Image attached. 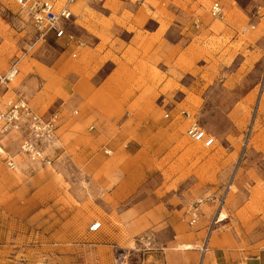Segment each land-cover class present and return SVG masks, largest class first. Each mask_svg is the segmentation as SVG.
<instances>
[{
	"label": "rangeland",
	"instance_id": "1",
	"mask_svg": "<svg viewBox=\"0 0 264 264\" xmlns=\"http://www.w3.org/2000/svg\"><path fill=\"white\" fill-rule=\"evenodd\" d=\"M99 1L80 4L87 9ZM215 1L223 6V21L209 15ZM125 2L132 6L191 7L190 12L202 24L195 31L202 34L191 43V39L180 42L183 47L190 43L189 50L181 55L197 60L190 77L183 78L181 85L183 90V86L189 88L188 101L192 105H178L172 111L174 105L165 100L160 106L157 118L165 128L174 126L173 141H165L163 156L149 158L147 164L143 158L130 163L121 148L103 149L107 154L103 151L102 157L98 153L77 156L75 150L79 147L67 141L63 142L66 153L54 157L51 165L34 162L19 149L21 135L4 133L15 143V149L8 146L7 155H0V264H141L148 252L154 253L171 238L167 230L157 229L161 224L154 217L147 218V206L141 205L145 199L164 197V193L187 203L186 224L202 231L198 263L209 253V242L222 221L231 223L226 228L228 233L233 227L232 235H224L222 241L247 252L240 264L250 262L258 253L264 254V0ZM225 23L238 30L236 42L207 35L208 31L223 29ZM249 24L257 25L256 29L241 33L240 28ZM60 49V40L38 39L33 25L12 0H0V73L17 63L19 73L10 87L23 91L33 107L31 88L43 91L50 87L48 76L57 73L53 66ZM236 70L240 73L237 81L227 80V75ZM173 87H180L179 82L168 79L160 92L165 94ZM50 104H43L39 112H45ZM181 110L193 115L215 137L213 147L205 148L186 136L189 120L179 114ZM142 144L148 145L145 141ZM100 163L110 171L101 175L95 170ZM129 177L132 195L125 204H115L113 188ZM244 200L248 202L242 208ZM125 208L133 210L131 220L135 226L131 231L125 230L119 220L118 214ZM244 209L254 216L252 221L242 215ZM220 213L226 218L217 221ZM192 218L196 220L190 224ZM150 219L154 222L151 225ZM92 221L101 223L95 233L88 230ZM113 229H119V234ZM97 246L111 247L109 261L107 255L91 253Z\"/></svg>",
	"mask_w": 264,
	"mask_h": 264
},
{
	"label": "crops",
	"instance_id": "2",
	"mask_svg": "<svg viewBox=\"0 0 264 264\" xmlns=\"http://www.w3.org/2000/svg\"><path fill=\"white\" fill-rule=\"evenodd\" d=\"M112 1L100 0L87 9L79 1L73 3L69 6L71 18L63 22L64 36H47L51 42L60 40L61 49L53 66V71L57 73L48 76L50 87L47 90L31 88V100L37 109L26 100L38 113H41L38 109L43 104L51 101L52 106L48 105L41 114L46 117L55 114L58 118L54 139L44 149L50 160L49 165L54 157L59 158L66 153L63 146L65 141L72 147H79L75 148L77 156L92 157L98 153L102 157L104 150L121 148L125 156L131 159L130 163L132 159L143 158L147 164V159L163 156L165 141H173L171 135L174 126L165 128L157 118L160 106L165 100L174 105L172 111H176L178 105H192L188 101L189 88L183 86L185 91L181 88L182 81L190 77V71L197 64L195 57L182 56L181 52L188 51L193 38L202 34L199 30L195 31L194 23L199 21L190 12L191 7L132 6L125 0ZM144 1L137 3L143 4ZM12 3L17 6L14 0ZM19 11L26 16L22 10ZM207 35L229 37L232 43L238 40V30L226 23L223 29L216 33L208 31ZM183 39L191 40L183 47L180 42ZM43 73L48 74V71L43 69ZM239 76L236 70L229 77L227 75V80L237 81ZM168 79L179 82L180 87H173L162 94L160 89ZM10 84L1 87L0 100L7 93L25 98L23 91L13 89ZM143 94L146 96L143 97ZM143 141L148 145H143ZM124 167L128 168L129 165ZM97 169L101 175L110 171V167H103L101 163L95 167ZM131 183L130 177L124 178L123 183L113 188L115 204H125L124 201L129 200L132 195ZM240 185L238 182L237 186ZM161 190H164L162 185ZM164 195L145 199L141 205L147 206L144 210L147 218L154 217L161 224L157 229L167 230L171 238L168 244L158 247L154 253L148 252L141 264H240L242 255L247 252L234 249L231 243L222 241L224 235L233 233L232 226L230 233L226 231L231 223L224 221L209 242V253H205L198 263L202 231L186 224L187 203H182L172 193ZM247 202L244 200L240 206L244 208ZM101 204L110 205L109 202ZM132 214L131 208H125L118 214L125 230L131 231L135 226L131 220ZM242 215L249 216L248 221L254 218L247 209ZM152 223L151 219L148 220L149 225ZM112 231L119 234V229ZM184 244L191 247L184 248ZM110 248L97 246L91 253L107 255L105 259L109 261L113 253ZM250 259L246 264H264L263 253Z\"/></svg>",
	"mask_w": 264,
	"mask_h": 264
},
{
	"label": "built area",
	"instance_id": "3",
	"mask_svg": "<svg viewBox=\"0 0 264 264\" xmlns=\"http://www.w3.org/2000/svg\"><path fill=\"white\" fill-rule=\"evenodd\" d=\"M14 1L33 25L38 39L44 41L50 34L56 38L64 36L63 22L72 16L69 6L85 0H63L62 3L55 0ZM209 14L213 19L221 20L224 17L223 7L215 1L209 7ZM198 24L196 21L194 26L198 27ZM256 27L257 25L254 24L242 26L240 32L248 33L255 30ZM261 32V36L264 37V25ZM262 56L264 59V50ZM18 71L17 63H13L6 72L0 73V89L2 86L10 84L17 76ZM179 114L189 120L186 136L190 140L200 143L205 148L214 146L215 138L199 125L193 115L185 110H181ZM164 116L168 117V114ZM57 126L58 118L55 114L46 117L44 114L36 112L22 96L9 95L0 100V135L11 131L19 133L22 137L19 149L31 161L50 163L44 149L54 139ZM195 220L196 218H192L190 224L194 223ZM100 228L101 223L98 221H93L88 226L89 232L92 233L97 232Z\"/></svg>",
	"mask_w": 264,
	"mask_h": 264
},
{
	"label": "bare ground",
	"instance_id": "4",
	"mask_svg": "<svg viewBox=\"0 0 264 264\" xmlns=\"http://www.w3.org/2000/svg\"><path fill=\"white\" fill-rule=\"evenodd\" d=\"M8 146H11L12 148L15 149V143H11L10 140L8 139V137L4 136L3 134L0 135V155L1 157H4L5 155H7L6 152V148ZM226 218V215L224 213H220V215L217 218V221H222ZM213 240L211 241V245H213ZM184 248H190L191 245L190 244H184L183 245ZM204 248H202L203 250ZM206 250V248H205Z\"/></svg>",
	"mask_w": 264,
	"mask_h": 264
}]
</instances>
